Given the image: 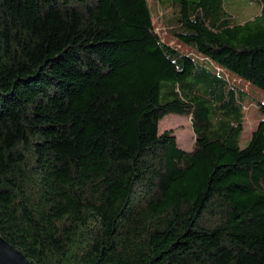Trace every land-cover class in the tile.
<instances>
[{
    "label": "trees",
    "instance_id": "obj_1",
    "mask_svg": "<svg viewBox=\"0 0 264 264\" xmlns=\"http://www.w3.org/2000/svg\"><path fill=\"white\" fill-rule=\"evenodd\" d=\"M158 1L186 51L149 0H0V236L33 264H264V121L241 149L220 74L264 92V0Z\"/></svg>",
    "mask_w": 264,
    "mask_h": 264
},
{
    "label": "rangeland",
    "instance_id": "obj_2",
    "mask_svg": "<svg viewBox=\"0 0 264 264\" xmlns=\"http://www.w3.org/2000/svg\"><path fill=\"white\" fill-rule=\"evenodd\" d=\"M155 18L156 30L160 36L169 43L172 47L180 51H186L184 45L179 43L175 38H172L169 33L171 27L173 13L170 9L164 8L158 0H149ZM260 9L255 5L247 4L241 0L231 1V13L240 22L253 19L259 14ZM220 74L226 77L232 85L242 91L245 95V102L250 108H246V120L244 123V130L242 133V140L240 147L244 149L247 147L252 132L264 121V92L249 82L230 74L229 72L220 71ZM172 130L174 135L178 139L180 147L190 152L195 146V133L192 127L191 118L188 116L169 115L166 116L159 124V131L163 133L165 131ZM101 164V165H94ZM94 164H87L93 176H97L103 172L115 171V172H127L130 171V162H98ZM143 169L151 167V163L147 162L142 164Z\"/></svg>",
    "mask_w": 264,
    "mask_h": 264
},
{
    "label": "water",
    "instance_id": "obj_3",
    "mask_svg": "<svg viewBox=\"0 0 264 264\" xmlns=\"http://www.w3.org/2000/svg\"><path fill=\"white\" fill-rule=\"evenodd\" d=\"M0 264H33L22 252L0 236Z\"/></svg>",
    "mask_w": 264,
    "mask_h": 264
}]
</instances>
